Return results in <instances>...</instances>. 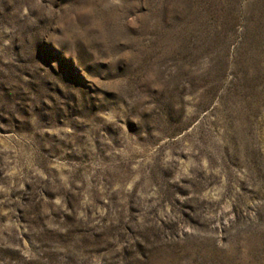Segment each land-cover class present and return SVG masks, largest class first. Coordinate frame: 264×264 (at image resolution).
<instances>
[{
	"label": "rangeland",
	"instance_id": "374dc122",
	"mask_svg": "<svg viewBox=\"0 0 264 264\" xmlns=\"http://www.w3.org/2000/svg\"><path fill=\"white\" fill-rule=\"evenodd\" d=\"M0 264H264V0H0Z\"/></svg>",
	"mask_w": 264,
	"mask_h": 264
}]
</instances>
